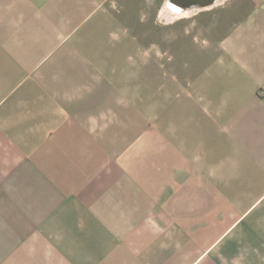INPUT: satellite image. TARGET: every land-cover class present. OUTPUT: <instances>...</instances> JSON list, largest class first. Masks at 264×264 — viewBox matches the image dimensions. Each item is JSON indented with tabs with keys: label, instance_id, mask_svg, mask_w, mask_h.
<instances>
[{
	"label": "crops",
	"instance_id": "crops-1",
	"mask_svg": "<svg viewBox=\"0 0 264 264\" xmlns=\"http://www.w3.org/2000/svg\"><path fill=\"white\" fill-rule=\"evenodd\" d=\"M0 264H264V0H0Z\"/></svg>",
	"mask_w": 264,
	"mask_h": 264
},
{
	"label": "rangeland",
	"instance_id": "rangeland-1",
	"mask_svg": "<svg viewBox=\"0 0 264 264\" xmlns=\"http://www.w3.org/2000/svg\"><path fill=\"white\" fill-rule=\"evenodd\" d=\"M241 1V0H238ZM157 11V10H156ZM246 13L245 10L241 9L240 12H238L237 18L243 17L244 14ZM205 15H202V17ZM197 17L195 18L194 21H198V23L202 22L204 20V18ZM193 21V22H194ZM143 31H146V26H142ZM162 29V24L156 25L155 27V31H160L161 32ZM227 30V26H223L221 29V32H225ZM189 34H187L186 36H184L181 39L175 41L174 43H172V45H177L175 47H172V51H175L174 49H179L182 48L185 51H198V50H203L206 48H210L211 47V41L212 39H210V37L207 34H203L200 32L199 29V24L197 27H195V25L192 26L191 30L188 31ZM156 43H160V42H156ZM182 46V47H181Z\"/></svg>",
	"mask_w": 264,
	"mask_h": 264
},
{
	"label": "water",
	"instance_id": "water-1",
	"mask_svg": "<svg viewBox=\"0 0 264 264\" xmlns=\"http://www.w3.org/2000/svg\"><path fill=\"white\" fill-rule=\"evenodd\" d=\"M172 2L176 3V4H181L183 6H190L193 5L195 3H211L214 0H171Z\"/></svg>",
	"mask_w": 264,
	"mask_h": 264
},
{
	"label": "bare ground",
	"instance_id": "bare-ground-1",
	"mask_svg": "<svg viewBox=\"0 0 264 264\" xmlns=\"http://www.w3.org/2000/svg\"><path fill=\"white\" fill-rule=\"evenodd\" d=\"M170 4H172V3H170ZM171 7H173L177 12H180V13H182V12H186V11H184V10H182V9H179V8H176V7H174V6H171Z\"/></svg>",
	"mask_w": 264,
	"mask_h": 264
}]
</instances>
